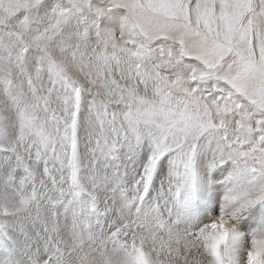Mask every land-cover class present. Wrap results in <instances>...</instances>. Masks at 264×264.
Segmentation results:
<instances>
[{"label":"snow or ice","instance_id":"1","mask_svg":"<svg viewBox=\"0 0 264 264\" xmlns=\"http://www.w3.org/2000/svg\"><path fill=\"white\" fill-rule=\"evenodd\" d=\"M0 264H264V0H0Z\"/></svg>","mask_w":264,"mask_h":264}]
</instances>
